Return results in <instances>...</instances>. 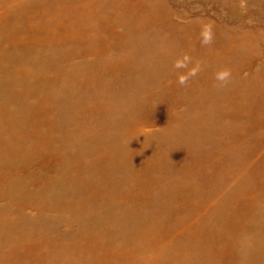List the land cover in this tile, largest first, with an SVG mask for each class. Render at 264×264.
<instances>
[{
	"label": "rangeland",
	"instance_id": "1",
	"mask_svg": "<svg viewBox=\"0 0 264 264\" xmlns=\"http://www.w3.org/2000/svg\"><path fill=\"white\" fill-rule=\"evenodd\" d=\"M0 264H264V0H0Z\"/></svg>",
	"mask_w": 264,
	"mask_h": 264
},
{
	"label": "clouds",
	"instance_id": "2",
	"mask_svg": "<svg viewBox=\"0 0 264 264\" xmlns=\"http://www.w3.org/2000/svg\"><path fill=\"white\" fill-rule=\"evenodd\" d=\"M204 38H205V41L208 39V33L207 32L204 33ZM185 59H187V58L185 57ZM175 66L176 67H181V66H183V62L180 61V60H177L176 63H175ZM228 75H229V73H228L227 70H221V71H219L216 74V78L218 80L223 81V80H225L228 77ZM178 80H179V82L181 84H183L185 82V80H186V76L181 74V75H179Z\"/></svg>",
	"mask_w": 264,
	"mask_h": 264
},
{
	"label": "bare ground",
	"instance_id": "3",
	"mask_svg": "<svg viewBox=\"0 0 264 264\" xmlns=\"http://www.w3.org/2000/svg\"><path fill=\"white\" fill-rule=\"evenodd\" d=\"M54 159V158H53ZM45 160V159H44Z\"/></svg>",
	"mask_w": 264,
	"mask_h": 264
}]
</instances>
